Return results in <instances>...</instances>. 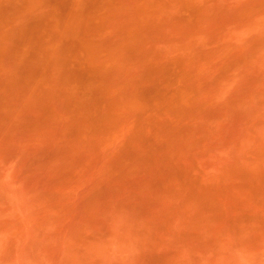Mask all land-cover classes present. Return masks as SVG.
<instances>
[{
    "label": "rangeland",
    "instance_id": "374dc122",
    "mask_svg": "<svg viewBox=\"0 0 264 264\" xmlns=\"http://www.w3.org/2000/svg\"><path fill=\"white\" fill-rule=\"evenodd\" d=\"M0 264H264V0H0Z\"/></svg>",
    "mask_w": 264,
    "mask_h": 264
}]
</instances>
